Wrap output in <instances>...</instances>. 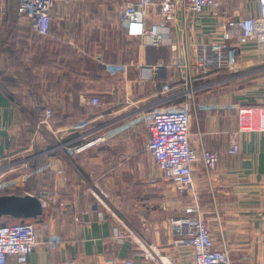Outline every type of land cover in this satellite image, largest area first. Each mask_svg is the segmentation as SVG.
<instances>
[{
  "label": "crops",
  "instance_id": "crops-1",
  "mask_svg": "<svg viewBox=\"0 0 264 264\" xmlns=\"http://www.w3.org/2000/svg\"><path fill=\"white\" fill-rule=\"evenodd\" d=\"M120 2L72 0L67 6L58 2L51 11V32L60 40L36 34L18 15L17 0L9 1L0 22V164L7 156L32 154L52 144L53 140L33 150L28 147L27 133L48 106H54L53 118L64 128L65 141L80 144L85 141L78 139L83 134L86 140L102 137L77 161H60L67 168L66 180L49 172L42 183L37 179L31 184L33 189L58 191L56 198L67 203L43 207L34 221L42 240L57 233L62 242L54 247L39 243L28 264H127V260L160 264L137 253L144 250L119 218L155 255L167 260L183 254L186 249L175 244L177 234L169 217L179 214L181 202L187 201L178 202L177 192L162 180L147 149L150 133L137 122L162 100L168 105L186 99V60L194 77V98L204 103L193 120L192 144L220 152L209 175L201 164L195 170L203 215L216 245L225 243L231 250L233 264H264V131L239 134L241 151L227 152L238 131L234 105L244 99L253 101L243 92L257 86L238 87L228 80L230 72L224 68L199 72L194 64L196 45L207 35L198 29L194 15L184 10L183 0H177L176 18L169 27L179 44L174 54L168 43L142 45L140 38H130L119 16ZM222 4L231 14L247 15L257 8L254 0H223ZM250 53L245 50L240 58L241 71L263 66L264 58ZM172 56L177 65L172 64ZM107 62L130 67L111 74L105 69ZM29 70L32 77L26 75ZM140 78L145 79L142 84L136 81ZM169 80L173 88L166 93L162 85ZM95 94L103 104L90 111L84 101ZM95 183L108 194L107 204L93 195ZM165 199L168 209L163 208ZM5 219L15 221L6 216L0 220ZM7 264L19 263L11 258Z\"/></svg>",
  "mask_w": 264,
  "mask_h": 264
},
{
  "label": "built area",
  "instance_id": "built-area-1",
  "mask_svg": "<svg viewBox=\"0 0 264 264\" xmlns=\"http://www.w3.org/2000/svg\"><path fill=\"white\" fill-rule=\"evenodd\" d=\"M17 1L18 15L25 19L36 34L43 38L60 40L59 35L51 32L53 31L51 11L58 2L67 6L72 0ZM222 1L183 0L184 10L194 15L198 29L207 35L196 45L194 64L202 74L220 68L227 69L230 72L228 80L246 79L257 70L264 73V65L261 69L241 71L240 63L245 50L264 58V0H254L257 8L252 9L247 15L229 13L223 8ZM177 8V0L122 1L119 4V16L130 38H140L142 45L168 43L174 54L178 53L179 44L170 35L169 27L176 18ZM7 10V0H0V21L7 15ZM207 24L210 28L208 30ZM172 64H178V59L174 60L173 56ZM185 64L188 69L185 95L189 97L186 96V99L180 103L171 102L168 105L153 106L142 115L143 118L137 122V126H143L150 133L147 149L160 169L162 180L169 183L177 192L178 202L187 201L181 202L179 214L169 217L170 226L177 234L175 244L186 250L174 259L167 257V260H164L165 257L158 253L155 255L153 251L148 250L151 247L146 248L142 239L136 237L135 231L126 222L120 218L119 221L123 223L127 233L134 238L138 248L144 250V252L137 250V253H143L148 259L159 260L160 264H233L231 250L227 245L225 243L221 247L216 245L215 235L203 215L204 206L195 182V170L198 164L203 165L209 175L220 158V152L213 148L198 149L192 144L193 120L202 110L204 103L194 98V77L189 70L190 64L187 60ZM104 66L111 74L127 72L130 67L127 63L121 62L118 64L107 62ZM156 67L154 66L153 69L155 70ZM260 79L254 91L251 89L243 92L248 98L251 95L253 101L244 99L234 105L238 114V131L229 143L227 152L230 154H238L241 151L239 134L264 131V80ZM136 81L142 84L145 79L140 78ZM172 88L170 80L162 85V90L166 93ZM162 102L165 101H160ZM102 104L103 100L96 94L84 101V105L90 111L97 110ZM54 110L53 105L48 106L44 116L36 124H32L27 133L30 150H33L37 144H50L49 142L53 140L52 144L32 154H21L19 157L7 156L6 158L9 159L0 164V194L5 190L16 191L17 188H21V193L39 196L43 207H49L55 204L54 202L60 205L67 203L56 198L58 191L49 193L39 186L33 189L31 184L37 179L42 183L43 176L49 172H53L56 179L60 176L66 180L67 168L59 164L60 161L65 158L77 161L87 147L101 141L102 137L86 140L87 134H83L78 137L85 139L80 144H75L74 140L65 141L61 135L64 128L59 127L57 119L53 118ZM95 184L93 195L103 205L107 204L105 198L108 194L99 187V184ZM163 208H170L166 199L163 201ZM61 242L62 236L57 233L50 235L48 240H42L37 234V225L34 222H7L0 225V264H7L11 258L19 264H28L29 255L39 243L54 247ZM126 263L133 264V261L127 260Z\"/></svg>",
  "mask_w": 264,
  "mask_h": 264
},
{
  "label": "water",
  "instance_id": "water-1",
  "mask_svg": "<svg viewBox=\"0 0 264 264\" xmlns=\"http://www.w3.org/2000/svg\"><path fill=\"white\" fill-rule=\"evenodd\" d=\"M39 196L30 193L0 194V218L10 215L17 218L38 217L43 212Z\"/></svg>",
  "mask_w": 264,
  "mask_h": 264
},
{
  "label": "rangeland",
  "instance_id": "rangeland-1",
  "mask_svg": "<svg viewBox=\"0 0 264 264\" xmlns=\"http://www.w3.org/2000/svg\"><path fill=\"white\" fill-rule=\"evenodd\" d=\"M123 1V0H122ZM126 1H134V0H126ZM264 65V64H263ZM255 66V65H254ZM257 67V66H256ZM253 68V67H252ZM259 72V70H257L255 73H253V75L251 76V77H247L246 79H243V78H241V79H236V80H233V81H235V82H233V83H237V84H239L238 85V87H242V86H253V85H257V81H258V78H264V74H261L260 75V73H258ZM254 89V88H253ZM251 90V91H254V90ZM248 91H250V90H248ZM249 97H252L251 95H249ZM158 105H161V103H159V104H157V105H154V106H158ZM18 193H21L22 192V189L20 188H17V190H16ZM4 221H8V220H4Z\"/></svg>",
  "mask_w": 264,
  "mask_h": 264
},
{
  "label": "trees",
  "instance_id": "trees-1",
  "mask_svg": "<svg viewBox=\"0 0 264 264\" xmlns=\"http://www.w3.org/2000/svg\"><path fill=\"white\" fill-rule=\"evenodd\" d=\"M9 1H11V0H7V2L9 3ZM1 22V21H0ZM54 40H57V39H54ZM24 73H25V71H24ZM28 77H32V73H31V70H29L28 72H27V74H26ZM36 87V86H35ZM55 111V110H54ZM4 193H17V194H21V193H18V192H16V191H14V190H5L4 192H1V194H4ZM6 217H9V218H12L13 220H15L14 222H22V221H29V222H34V221H36L37 220V218L38 217H35V218H33V217H27V218H23V217H21V218H17V217H13V216H10V215H5ZM5 216H3L4 218H5ZM2 218V217H1ZM0 218V219H1ZM7 222H9V221H4V222H1V220H0V225H4L5 223H7ZM10 222H12V221H10ZM35 223V222H34Z\"/></svg>",
  "mask_w": 264,
  "mask_h": 264
}]
</instances>
